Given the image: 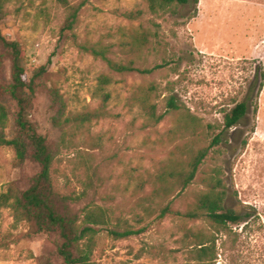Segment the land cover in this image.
Segmentation results:
<instances>
[{
  "label": "rangeland",
  "instance_id": "1",
  "mask_svg": "<svg viewBox=\"0 0 264 264\" xmlns=\"http://www.w3.org/2000/svg\"><path fill=\"white\" fill-rule=\"evenodd\" d=\"M66 2L81 6L74 37L61 32L68 13L64 0H8L1 27L7 38L22 43L28 76L47 67L38 80L30 119L55 153L58 190L80 195L73 204L77 209L88 203L108 207L112 227L118 219L137 229L146 227L123 239L101 231L96 264H188L187 244L180 240L187 228L198 226L217 233L218 251H224V232L213 225L172 214L158 219L157 211H146L149 205L169 202L184 211L210 191V183H217L224 195L225 209L250 216L247 222L230 223L237 248L229 251H242V264H264V86L258 94L256 75L257 69L264 71V0H189L158 13L140 0ZM139 8V18L128 14ZM141 33L149 35L151 44L139 53L133 41ZM82 43L102 49L112 63L85 51ZM130 59L151 72H119L116 66ZM10 67L7 60L9 78ZM102 74L111 77L108 116L69 132L56 127L51 88L59 87L71 112L95 109L100 98L93 93ZM148 85L158 114L165 115L159 124L148 120L139 102ZM170 96L182 104L180 113L168 111ZM244 99L250 105L248 116L224 133V141L209 152L187 189L174 199L155 197L153 181L160 167L184 162L194 149L207 146L223 129L225 111ZM190 114L201 121L197 138L176 124L182 119L186 125L184 116ZM14 160L13 148L0 145V192L12 182L27 189L40 170L35 162L16 166ZM27 229L9 208L1 209V231L18 236ZM59 243L55 233L22 239L0 247V264H63ZM221 261L222 256L217 264Z\"/></svg>",
  "mask_w": 264,
  "mask_h": 264
},
{
  "label": "trees",
  "instance_id": "2",
  "mask_svg": "<svg viewBox=\"0 0 264 264\" xmlns=\"http://www.w3.org/2000/svg\"><path fill=\"white\" fill-rule=\"evenodd\" d=\"M68 13L62 27V35L74 37V30L80 20L79 5H70L66 2ZM146 3L151 12L165 11L173 4H184L189 0H140ZM8 0H0V145L11 146L15 152L14 164L20 166L26 161L39 164L40 170L33 178L27 189L21 190L12 182L7 191L0 192V211L9 208L16 221L27 224L28 229L16 236L13 232L0 230V247L8 248L11 244L22 239L31 238L41 233H55L61 239L57 246V253L63 259V264H96L95 255L98 246V236L101 231H108L115 239L128 238L132 235L141 234L146 227L135 228L128 221L118 219L115 227H112V212L104 205L88 203L81 209L74 207L80 195H69L61 193L54 179L55 153L48 144L47 137L38 131L36 123L30 119L31 110L37 95L38 80L46 73L45 65L34 69L31 75H27L26 56L23 45L16 39H9L3 33L1 21L8 15ZM140 3V4H141ZM132 13L133 18H139L143 10L139 8ZM134 48L139 53L144 52L151 44L149 35L141 33L135 36ZM87 52L101 56L112 61L106 56L105 51L95 45L80 44ZM137 47V48H136ZM11 63L10 78L6 72V61ZM118 71L122 74L138 72L146 74L151 69L137 66L135 59L120 62ZM257 83H259L258 94L264 86V71L257 69ZM260 75V76H259ZM111 77L102 74L99 84L95 88L93 96H99L100 102L95 109L71 112L59 87L53 86L50 90L52 109L54 115L52 122L64 132L74 128H81L95 120L108 116V107L111 94L108 85ZM153 87L148 85L142 88V96L139 102L142 109L148 114V120L153 124H159L165 119L164 114H158L156 105L150 98ZM168 111L174 113L182 111V104L175 96L168 97ZM250 105L248 99L237 102L230 110L225 111L222 121V130L213 136L207 146L197 147L192 154L183 162L178 160L176 165L172 162L168 166L162 165L155 174L153 181V195L163 200L176 198L181 192L195 180L200 164L215 147L224 141V133L237 127L249 114ZM186 118V119H185ZM185 123L180 119L177 126H184L192 137L197 138L201 121L195 115L184 116ZM212 126V125H209ZM248 139L243 144L246 146ZM208 186V180L204 179ZM217 183H210L209 192L203 193L186 210L174 209L172 202L156 207H146L148 213L157 211V218L164 219L169 214L177 216L182 220L193 223H209L224 232V239L220 243L217 233L206 232L203 227L196 229L190 227L185 230L180 242L187 244L188 264H217L219 257L223 261L219 264H242V251H229L237 248V240H231L233 229L230 223L247 222L250 216L237 213L233 209H225L224 195L217 191ZM159 211V212H158ZM140 218V215H138ZM124 224V225H123ZM233 243V247L231 244ZM49 264V262H45Z\"/></svg>",
  "mask_w": 264,
  "mask_h": 264
}]
</instances>
